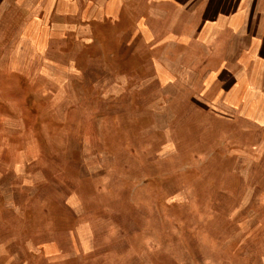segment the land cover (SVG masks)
I'll use <instances>...</instances> for the list:
<instances>
[{
	"label": "rangeland",
	"instance_id": "rangeland-1",
	"mask_svg": "<svg viewBox=\"0 0 264 264\" xmlns=\"http://www.w3.org/2000/svg\"><path fill=\"white\" fill-rule=\"evenodd\" d=\"M149 7L0 4V264H264V125L210 70L255 21L210 53L223 6Z\"/></svg>",
	"mask_w": 264,
	"mask_h": 264
},
{
	"label": "crops",
	"instance_id": "crops-1",
	"mask_svg": "<svg viewBox=\"0 0 264 264\" xmlns=\"http://www.w3.org/2000/svg\"><path fill=\"white\" fill-rule=\"evenodd\" d=\"M3 0H0V4ZM54 8L69 14H82L89 18L111 17L121 12L122 6L127 0H48ZM145 0L151 18L163 11L166 15L169 10H176L183 16L186 14V4H195L192 11L194 16L203 17L211 4H220L222 9H215L204 29L206 50L210 53L223 52L227 54L233 51V37L243 27L244 20L253 18L255 29L247 33V42L241 47V54L237 56V67L230 68L231 57L218 62L211 70L212 76L224 82L222 99L226 105L240 115L251 117L258 124L264 125V0ZM236 1V2H235ZM217 2V3H216ZM232 4H236L235 12ZM224 6L226 9H224ZM249 6H255L256 16H248ZM2 10V9H0ZM98 16V17H95ZM165 17V16H164ZM155 18H158L155 16ZM163 18V17H162ZM181 18V17H180ZM201 30V29H200ZM199 30V31H200ZM242 30V29H241ZM203 35V33H202ZM229 64V65H228ZM223 84V83H222ZM224 96V98H223Z\"/></svg>",
	"mask_w": 264,
	"mask_h": 264
}]
</instances>
